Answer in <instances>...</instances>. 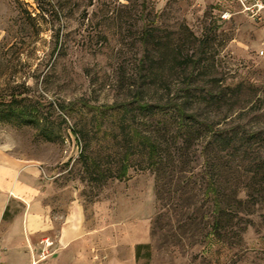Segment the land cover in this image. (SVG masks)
I'll return each instance as SVG.
<instances>
[{"label": "rangeland", "instance_id": "374dc122", "mask_svg": "<svg viewBox=\"0 0 264 264\" xmlns=\"http://www.w3.org/2000/svg\"><path fill=\"white\" fill-rule=\"evenodd\" d=\"M50 1L53 13L43 5L38 12L35 0H0V101L23 99L13 111L0 106V150L39 171L51 236L77 201L90 228L130 219L144 243L154 230L141 264H264L263 146L236 141L222 150L193 139L168 149L154 173L133 143L125 179L114 178L128 130L144 134L159 120L138 113L136 102H163L188 78L201 118L216 129H264V13L249 20L233 0ZM222 11L232 16L221 21ZM184 28L204 44L189 50L203 60L195 71L174 61L189 49ZM152 29L158 70L144 78ZM209 176L232 217L213 245L201 195Z\"/></svg>", "mask_w": 264, "mask_h": 264}, {"label": "crops", "instance_id": "0c3cea01", "mask_svg": "<svg viewBox=\"0 0 264 264\" xmlns=\"http://www.w3.org/2000/svg\"><path fill=\"white\" fill-rule=\"evenodd\" d=\"M42 188L37 169L0 150V264L143 263L135 249L151 245L150 233L147 243L141 241L126 223L130 219L113 223L105 218L104 227L90 228L77 201L51 236L54 225Z\"/></svg>", "mask_w": 264, "mask_h": 264}, {"label": "trees", "instance_id": "16d2710c", "mask_svg": "<svg viewBox=\"0 0 264 264\" xmlns=\"http://www.w3.org/2000/svg\"><path fill=\"white\" fill-rule=\"evenodd\" d=\"M145 1L146 0H142L141 3ZM35 2H37V11L41 13L44 12L41 5L48 6L50 8V13H53L56 8V6L52 5L50 0H35ZM57 6L61 8L63 4H58ZM154 32V29H152L151 34L148 35L149 39L146 38L147 40H143L145 46L152 45L147 53V55L150 56L147 59L150 60L147 67H145L144 78H153L158 70L156 65L154 66V62L156 61L155 55L159 49L158 46L155 45L156 36ZM184 33L187 37V46L189 49L179 51L177 57L174 56V61H177L176 66L182 69L183 72L195 71L199 69V67L203 68V60L200 56L196 58L193 52L189 54V50L193 49L195 44H198V48H203V41L197 39L188 28H184ZM192 83V79L188 78L183 88L163 102H136V110L138 113H144L152 120H159L155 123H151V125H149L151 130H149V132H144V134L140 132L138 128L131 127L130 130H128L126 134L128 140L125 139V142L129 149L127 148L128 150L122 158L119 167L120 172L114 176L115 179H125L128 163L135 153L133 151L135 147L133 143H137L138 149L145 152L147 167L154 173L160 171L162 168L164 153L168 152V149L171 147H174V150L177 151L182 148L186 149L191 145L193 139L199 142L207 139L209 140L207 146H219L222 150L229 148L236 141L241 146L256 142L258 146L264 147V129L245 130L242 128L241 132L229 130L228 128L216 129L215 124L203 120L201 118L202 114L199 113L200 96L192 94L189 88ZM241 86L242 85H237L235 90L240 92ZM204 97H210L205 98L204 100L206 101H210L213 98L207 95H204ZM22 102L23 99L19 94L12 93L6 100L0 101V106H6L13 111ZM259 103V109H263L261 107L264 106V100H259ZM203 151L204 149L201 151V154ZM258 163L260 168H264V157L260 158ZM201 195L209 210L208 218L210 219V225L208 226L209 230L205 236L210 238V245L217 244L221 237L222 223L232 221L231 211L226 210V196L218 187L214 176L207 177ZM234 201L239 205L241 204L239 200L234 199ZM192 222L193 220H191L190 223ZM151 235H154V230L153 232L150 231V236ZM141 250H144V253L140 252ZM139 257L142 259L145 258L146 261L150 259V245H139L136 247L135 258L138 260Z\"/></svg>", "mask_w": 264, "mask_h": 264}, {"label": "built area", "instance_id": "2783aa9c", "mask_svg": "<svg viewBox=\"0 0 264 264\" xmlns=\"http://www.w3.org/2000/svg\"><path fill=\"white\" fill-rule=\"evenodd\" d=\"M238 7V13L246 16L249 20L258 21L264 13V0H233ZM232 14L222 11L219 15L221 21L228 20Z\"/></svg>", "mask_w": 264, "mask_h": 264}]
</instances>
